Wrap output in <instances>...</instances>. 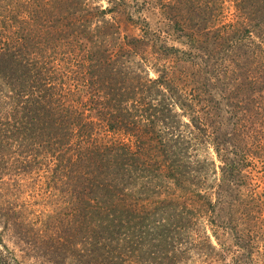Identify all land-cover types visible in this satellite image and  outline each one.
I'll list each match as a JSON object with an SVG mask.
<instances>
[{
	"label": "trees",
	"instance_id": "1",
	"mask_svg": "<svg viewBox=\"0 0 264 264\" xmlns=\"http://www.w3.org/2000/svg\"><path fill=\"white\" fill-rule=\"evenodd\" d=\"M82 1L42 0L35 9L26 4L29 24L36 27L24 28L13 10L5 15L21 26L15 30L19 38L0 26V173L6 166L22 164L19 154L8 163L11 146L32 153L27 162L37 170L48 162L44 193L55 210H68L70 215L57 227L62 236L44 243L61 249L55 264L174 263L177 253H186L196 242L189 231L197 219L189 217L193 211L179 201L201 172L203 164L195 156L212 148L230 177L242 167L233 145L240 126L244 125L241 134L247 132L248 125L240 120L250 118L247 112H234L227 118L233 124H225L218 94L225 92L226 105L237 111L242 99L230 91L246 89L248 103L252 94L253 104H264V62L257 77L230 71L233 66L242 71L243 63L230 53L242 47L245 36L264 33V0H231L236 8L232 25H219L225 0H156L183 48L167 45L159 31L148 29L145 19L135 22L145 25L140 39H121V22L114 13L126 8L125 0H106L105 8ZM129 1L126 18L132 22V4L147 3ZM213 38L216 53L223 56L215 78L205 87L199 85V71L215 49L205 53L201 46L208 47ZM124 39L133 49L121 47ZM147 43L171 64L160 66L156 57L147 67L138 49ZM54 47L67 50L66 56L56 58ZM246 54L252 58L254 53ZM60 60L66 64L58 66ZM152 66L156 68L150 77ZM188 73L196 85L187 92L183 88ZM212 106L216 110L208 119ZM3 193L0 238L13 228L26 229L21 221L10 219L16 214L8 208L12 191L6 187ZM203 206L211 204L206 200ZM34 232L40 237L38 230ZM196 240L194 252L209 257L214 251L211 242ZM161 255L169 262H161Z\"/></svg>",
	"mask_w": 264,
	"mask_h": 264
},
{
	"label": "rangeland",
	"instance_id": "2",
	"mask_svg": "<svg viewBox=\"0 0 264 264\" xmlns=\"http://www.w3.org/2000/svg\"><path fill=\"white\" fill-rule=\"evenodd\" d=\"M126 1V8L119 10V12L114 13V16L119 19L120 23V38H131L135 37L141 38V30L144 31L145 25L138 24L135 25L140 19H145L149 25V30L159 31L161 38H165L167 45L175 46L176 48H183L180 41L176 40V36L173 34L172 29L169 28L170 23L165 16L161 15V10L157 6L156 0H145L144 6H136L135 3L132 4V10L135 14L132 15L133 21H127L126 13L129 12V7L131 2ZM221 1V0H220ZM42 0H0L1 13H0V26L6 29L12 30L14 32V37L19 38L15 30L18 31L19 26H24V28L30 25L36 27L32 23L29 24V16L27 14V9H29V4L32 3L31 8L35 9L39 7ZM83 4L94 6H101L105 8L107 6L106 0H83ZM28 5L25 7V5ZM28 7V8H27ZM143 7V8H142ZM139 9V10H138ZM13 10L16 14V18L21 21V25L17 26L18 22L11 21L7 14V11ZM223 15L220 16L219 25H232L236 21V8H234L231 0H225L223 3ZM112 16L108 14L107 18ZM42 18V17H41ZM43 19V18H42ZM125 19L127 22H125ZM29 24V25H24ZM168 24V25H167ZM49 25V24H48ZM47 26V25H46ZM51 27V26H47ZM219 27V26H218ZM54 29V28H53ZM5 30V29H4ZM23 30V32H25ZM223 32V31H222ZM65 34H68L67 32ZM225 34V32L223 33ZM64 38V37H62ZM210 41L209 46H201V51H212L215 49V40ZM242 47L235 52L230 53V57L234 56L236 59L241 60L240 64L241 70H238V66L231 67L230 71H234L232 75L240 73H248V75H253L255 77L259 74V67L264 62V33L260 36L250 35L245 36L242 41ZM253 43H255L258 48L253 49ZM120 44V40H119ZM118 44V45H119ZM204 44V43H203ZM121 47L125 50L130 48L133 49L134 46L127 44V40L121 44ZM137 47V46H135ZM151 43L142 45L139 55L145 57V63L147 67L150 65L152 59L158 58V63L160 66L171 64L170 60L160 57L161 55H155L151 49ZM208 48V49H207ZM55 57L59 55L60 59H63V53L67 52L64 48L54 47ZM194 53H199L198 50H194ZM215 53L211 57H207L206 67L200 68L201 78L200 84H204L205 87L209 84V81H213L215 78V69L218 65V58L223 56V53ZM246 53H254L252 58L247 57ZM121 60L125 59V55L121 56ZM230 60H233L230 58ZM61 64L58 66H63L62 60ZM59 64V63H54ZM159 66V67H160ZM151 67V66H150ZM156 68L152 66L150 68V77H153V69ZM253 70V71H249ZM229 71V72H230ZM187 72V71H186ZM250 73V74H249ZM231 74V73H230ZM70 77H73L70 76ZM186 81L188 84L183 88L184 90L191 91L195 87L196 82H193L190 73L186 76ZM253 78V77H251ZM256 79V78H255ZM66 80H69L66 78ZM231 94L237 96V98L242 99V103L239 105L242 109H235L230 107L231 105H226V99H223L225 92L218 94L220 106V114L225 115L223 122L225 124H233L227 120L231 118L232 113L236 112L238 116L241 112H247L246 118H250L248 122L240 120L239 124H245L247 126L246 134H241L244 125L240 126L236 130L238 139L237 143L233 145L241 161V169L236 172L234 171V176L230 177L228 171L224 172L223 160H220L217 155L212 151V148H207L205 152L199 153L195 156V160L199 161L203 166H201V172L198 170V176L194 180V185L186 187L182 192L183 196L179 200L181 203L186 204L193 213H188V216H194L197 219V225L192 227L189 233L194 237L193 239H206L211 242L214 247V251L207 258L199 257L194 251V246L197 243H192V248L186 251V253H177V260L171 264H264V104L254 103L251 100L247 102L250 97L246 94L247 90L243 91H230ZM254 95V94H253ZM257 98H261L258 95H254ZM264 100V99H263ZM249 105V109L243 108L244 103ZM235 103V102H234ZM74 105V104H73ZM233 106V105H232ZM216 108L212 106L209 109L208 119L212 116ZM179 113L180 110H177ZM242 112V113H243ZM180 120L187 121L188 117L179 116ZM235 119L232 118V121ZM237 126V127H238ZM2 142V141H1ZM4 143V141L2 142ZM5 144V143H4ZM27 148L26 151L28 150ZM12 155L8 160L9 164H13V158L19 154V159L21 165L6 166V168L0 173V193L4 194V190L8 187L12 191L13 197L8 195L7 202H9L8 208L14 209L12 213H16L10 219L16 221H21L23 223L22 230H16L13 228L14 232L2 233L0 238V264H55L54 258L60 259L58 251L60 248L55 250L51 248L50 243H44L56 237L62 236V233L57 230V227L64 226L70 218L69 211L65 210H55V205L52 199L45 195L43 181L48 175V162L40 166V170L36 169V165L30 161L32 153H20V149L16 150L11 146ZM231 157L234 158V155ZM43 162V161H42ZM47 165V166H46ZM0 166H2L0 164ZM10 171H13L12 174ZM223 177L224 180H223ZM200 180L202 185H200ZM199 181V182H198ZM209 201L211 206H214V210L210 206H203L204 202ZM11 213V214H12ZM187 213V212H186ZM193 218V217H192ZM64 223V224H63ZM62 225V226H61ZM0 225V231H2ZM30 229V230H29ZM38 230L40 237L36 238L35 230ZM21 233L20 237L19 234ZM199 242V241H198ZM202 244V241H200ZM208 242L205 241L204 245ZM166 241H164L161 246L163 251L169 249L168 244L165 247ZM203 245V244H202ZM165 247V248H164ZM165 249V250H164ZM181 250L178 248V252ZM212 251L208 249V252ZM62 252V251H61ZM67 253V252H66ZM9 254L12 258L8 257ZM158 256V254H157ZM5 257L7 260L2 261ZM164 259H160L161 262H169L166 256L161 255ZM71 258V256H70ZM73 259V257H72ZM67 263V262H64Z\"/></svg>",
	"mask_w": 264,
	"mask_h": 264
}]
</instances>
